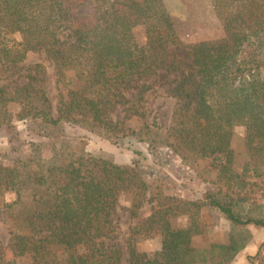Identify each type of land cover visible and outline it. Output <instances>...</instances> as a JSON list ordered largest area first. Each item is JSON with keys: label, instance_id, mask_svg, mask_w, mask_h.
I'll return each instance as SVG.
<instances>
[{"label": "trees", "instance_id": "trees-1", "mask_svg": "<svg viewBox=\"0 0 264 264\" xmlns=\"http://www.w3.org/2000/svg\"><path fill=\"white\" fill-rule=\"evenodd\" d=\"M211 3L224 38L185 45L163 0H0V67L17 69L29 52H39L60 79L73 72L76 81L68 98L59 95L56 109L43 85H33L34 75L12 94L0 88V127L14 118L49 131L79 125L116 142L127 136L123 123L130 115L145 119V83L158 77L175 99L167 134L144 123L132 135L152 148L166 144L193 158H210L218 182L245 188L249 170L264 171V0ZM138 27L144 28V44L136 40ZM62 29L71 41L58 38ZM119 108L125 116L114 120ZM237 126L246 129L249 158L241 174L233 168L231 148ZM31 147L35 153L0 165V208L10 233L8 245L0 242V264H16L24 256L30 264H122L123 248L110 235L124 193L133 196L132 217L145 201L157 202L142 225L156 226L162 238L152 254L129 244L125 264H230L253 241L248 226L264 228V220L238 210L243 198L235 200L222 188L200 200L168 198L137 165L98 158L65 141L52 148L49 159L40 154L41 146ZM6 192L15 198L6 202ZM181 216L187 225L174 226L172 220ZM221 217L231 224L228 243L193 247V237ZM254 259L264 264V242L248 257L250 264Z\"/></svg>", "mask_w": 264, "mask_h": 264}, {"label": "rangeland", "instance_id": "rangeland-1", "mask_svg": "<svg viewBox=\"0 0 264 264\" xmlns=\"http://www.w3.org/2000/svg\"><path fill=\"white\" fill-rule=\"evenodd\" d=\"M163 2L173 21L176 33L185 45L215 42L224 38L222 23L215 13L211 0H163ZM135 37L139 44L145 43L143 27L135 29ZM16 38L19 39V36L17 35ZM58 38L71 41L73 36L69 30L62 29ZM37 64H42L43 67H37ZM29 75L36 77L37 81L33 82L36 88L43 85L54 109L60 94L68 98L69 91L76 88L73 72L64 73V79H60L55 74L53 65L45 62L39 52H29L26 60L18 65L17 69L5 71L0 67V88L4 87L12 94L17 87L29 82ZM145 84L150 87L143 94L141 102L145 119L141 120L137 115H130L129 119L123 123L127 129L126 137L110 142L79 125H65L49 131L43 129L39 122L14 118L10 125L0 127V165L8 166L18 159L35 153L34 147H31L32 144L41 146V153H39L44 159H49L52 148L57 147L61 141H65L73 146L84 148L86 153L98 158L117 164L139 166L149 184L160 188L164 197L188 201L200 200L205 197L208 190L222 188L224 192L232 194L235 200L243 198L242 201L239 200L240 206H238L242 215L246 218L264 220V208L257 205L259 189L264 185V171L262 175H257L249 170L245 176L248 182L245 188L228 189L227 185L218 182V170L210 158H193L186 151L182 149L175 151L173 147L166 144L152 148L132 135L131 130L139 131L143 124L147 123L156 124L165 136L171 125L175 99L165 92L166 87L158 77L148 79ZM133 92L132 90L131 93ZM142 111L140 110V113ZM124 116L123 108H119L113 113L112 118L122 120ZM245 135V127L237 126L233 129L231 141L235 160L233 168L238 174L243 172L245 164L249 162ZM14 198L13 192H6L4 196L6 202ZM132 202V194H122L112 215L113 226L110 237L120 243L123 248L122 264H125V258L128 256L129 244L135 245L138 251L148 254L158 251L162 244L161 234L156 226L147 229L142 225L152 214V208L157 205V202L145 201L137 210L136 217H132L129 210ZM172 223L174 226H185L188 223L187 217H178L172 220ZM230 230V222L221 217L219 222L210 227L205 234L194 236L192 246L208 249L213 243L226 244L230 238ZM248 230L260 247L264 242V228L251 224ZM9 239V223L3 215V209L0 208V242L6 246ZM79 248L82 252L83 246L80 245ZM30 261L28 256H24L17 258L16 264H30ZM253 262L257 264L259 261L254 259ZM247 264L250 262L248 261Z\"/></svg>", "mask_w": 264, "mask_h": 264}, {"label": "crops", "instance_id": "crops-1", "mask_svg": "<svg viewBox=\"0 0 264 264\" xmlns=\"http://www.w3.org/2000/svg\"><path fill=\"white\" fill-rule=\"evenodd\" d=\"M259 249V243L256 240L252 241L246 248L243 250L231 264H247L248 257L256 255Z\"/></svg>", "mask_w": 264, "mask_h": 264}, {"label": "built area", "instance_id": "built-area-1", "mask_svg": "<svg viewBox=\"0 0 264 264\" xmlns=\"http://www.w3.org/2000/svg\"><path fill=\"white\" fill-rule=\"evenodd\" d=\"M257 202L264 207V185L259 189Z\"/></svg>", "mask_w": 264, "mask_h": 264}]
</instances>
